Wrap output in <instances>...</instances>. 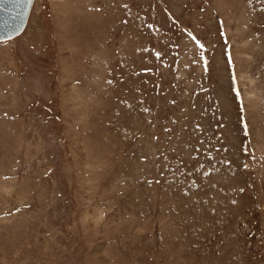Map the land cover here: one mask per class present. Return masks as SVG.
Here are the masks:
<instances>
[{
    "label": "rangeland",
    "instance_id": "obj_1",
    "mask_svg": "<svg viewBox=\"0 0 264 264\" xmlns=\"http://www.w3.org/2000/svg\"><path fill=\"white\" fill-rule=\"evenodd\" d=\"M0 264H264V0H35L0 43Z\"/></svg>",
    "mask_w": 264,
    "mask_h": 264
},
{
    "label": "water",
    "instance_id": "obj_2",
    "mask_svg": "<svg viewBox=\"0 0 264 264\" xmlns=\"http://www.w3.org/2000/svg\"><path fill=\"white\" fill-rule=\"evenodd\" d=\"M35 0H18L0 4V42L20 36L29 21Z\"/></svg>",
    "mask_w": 264,
    "mask_h": 264
},
{
    "label": "snow or ice",
    "instance_id": "obj_3",
    "mask_svg": "<svg viewBox=\"0 0 264 264\" xmlns=\"http://www.w3.org/2000/svg\"><path fill=\"white\" fill-rule=\"evenodd\" d=\"M10 2H18V0H0V4L6 5ZM2 10V9H0ZM200 47H203L202 45H200Z\"/></svg>",
    "mask_w": 264,
    "mask_h": 264
},
{
    "label": "bare ground",
    "instance_id": "obj_4",
    "mask_svg": "<svg viewBox=\"0 0 264 264\" xmlns=\"http://www.w3.org/2000/svg\"><path fill=\"white\" fill-rule=\"evenodd\" d=\"M25 32V31H24Z\"/></svg>",
    "mask_w": 264,
    "mask_h": 264
}]
</instances>
